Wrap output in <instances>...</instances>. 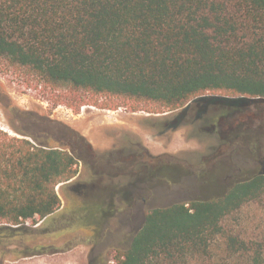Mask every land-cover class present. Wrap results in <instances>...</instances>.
Returning <instances> with one entry per match:
<instances>
[{
	"label": "trees",
	"instance_id": "trees-1",
	"mask_svg": "<svg viewBox=\"0 0 264 264\" xmlns=\"http://www.w3.org/2000/svg\"><path fill=\"white\" fill-rule=\"evenodd\" d=\"M0 74L75 113L149 103L157 108L148 112L182 109L173 126L192 111L193 121L213 117L203 123L215 128L246 102L264 100V0H0ZM12 128L20 135L0 127V264L43 249L16 242L53 222L63 205L57 187L76 180L83 160ZM263 201L261 172L217 197L151 208L131 244L111 250L106 264H225L215 251L220 241L232 254L259 245L225 219ZM254 258L264 264L259 249Z\"/></svg>",
	"mask_w": 264,
	"mask_h": 264
},
{
	"label": "rangeland",
	"instance_id": "rangeland-1",
	"mask_svg": "<svg viewBox=\"0 0 264 264\" xmlns=\"http://www.w3.org/2000/svg\"><path fill=\"white\" fill-rule=\"evenodd\" d=\"M42 96L24 80L0 74V127L19 134L15 125L83 160L76 180L58 189L63 205L53 222L41 221L43 229H31L16 242L19 248L43 249L25 257L10 254L4 264H106L111 250L131 244L149 209L217 197L264 172V100L246 102L210 129L203 122L213 117L193 121L192 111L173 126V115L182 109L156 113L146 110L157 108L149 103L140 111L85 105L75 113L63 104L52 107ZM74 201L79 212L69 207ZM224 223L259 245L232 254L220 241L215 251L221 261L256 264L259 249L264 263V201L244 205Z\"/></svg>",
	"mask_w": 264,
	"mask_h": 264
},
{
	"label": "water",
	"instance_id": "water-1",
	"mask_svg": "<svg viewBox=\"0 0 264 264\" xmlns=\"http://www.w3.org/2000/svg\"><path fill=\"white\" fill-rule=\"evenodd\" d=\"M60 186L57 187V189H59Z\"/></svg>",
	"mask_w": 264,
	"mask_h": 264
}]
</instances>
